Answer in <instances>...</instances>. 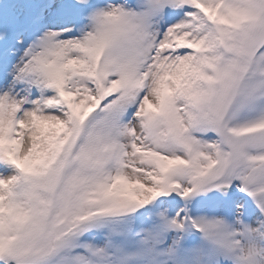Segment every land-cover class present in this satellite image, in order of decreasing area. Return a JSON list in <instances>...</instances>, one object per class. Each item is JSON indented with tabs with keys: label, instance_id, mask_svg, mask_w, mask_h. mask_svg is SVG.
<instances>
[{
	"label": "snow or ice",
	"instance_id": "6c2138e0",
	"mask_svg": "<svg viewBox=\"0 0 264 264\" xmlns=\"http://www.w3.org/2000/svg\"><path fill=\"white\" fill-rule=\"evenodd\" d=\"M0 264H264V0H0Z\"/></svg>",
	"mask_w": 264,
	"mask_h": 264
}]
</instances>
